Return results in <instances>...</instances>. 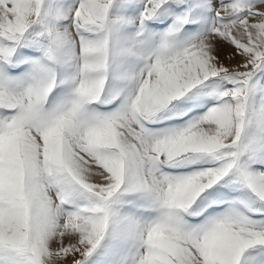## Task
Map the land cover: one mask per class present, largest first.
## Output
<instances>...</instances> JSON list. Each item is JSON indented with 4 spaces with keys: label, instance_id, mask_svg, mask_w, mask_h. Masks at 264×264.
<instances>
[{
    "label": "snow or ice",
    "instance_id": "snow-or-ice-1",
    "mask_svg": "<svg viewBox=\"0 0 264 264\" xmlns=\"http://www.w3.org/2000/svg\"><path fill=\"white\" fill-rule=\"evenodd\" d=\"M0 264H264V0H0Z\"/></svg>",
    "mask_w": 264,
    "mask_h": 264
}]
</instances>
